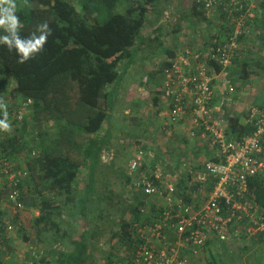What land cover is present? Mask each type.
<instances>
[{"label":"trees","instance_id":"obj_1","mask_svg":"<svg viewBox=\"0 0 264 264\" xmlns=\"http://www.w3.org/2000/svg\"><path fill=\"white\" fill-rule=\"evenodd\" d=\"M101 1L109 5L123 4L122 0ZM125 1L124 10L99 21V15L87 4L81 11L71 0H17L21 37H28L36 25L45 21L52 34L44 50L23 64L18 62L15 49L9 51L0 45V102L7 105L8 120L14 125L10 133L0 129V157L8 160L15 171H21L19 202L38 209L32 231H36L39 241L48 247L47 252L42 250L41 257H33V263L26 264H98L94 254L98 252L95 250L100 247L105 231L104 220L109 221L113 230L111 237L118 242V246L105 251L106 264H119L127 259L122 252L124 247L135 255L140 243L139 227L152 221L162 207L158 206L157 199L133 185L129 171L112 173L116 179L117 175L123 178L121 183L129 196L110 186V167L104 159V153L112 149L109 128L115 100L114 85L121 75L119 67L124 61L130 62L134 51L143 47L150 45L154 54L160 50L161 38L167 31L166 24L160 21L167 6L171 5V0ZM193 5L197 15L194 23L198 25L206 17L200 3L195 0ZM260 10L257 26L264 30V0ZM171 13L172 16L167 15L177 21L176 12ZM219 19L218 29L223 26L221 17ZM3 34L6 33L2 28L0 35ZM262 34L264 31L260 36ZM163 50L168 55L174 54L167 47ZM160 63L161 66L167 64L161 59L159 66ZM251 69V63L244 60L238 63L236 71L241 79H247ZM232 73L234 80V66ZM28 99L32 100L30 110L20 121L17 112ZM151 102L157 106L159 100ZM228 117L234 133L239 136L250 133L251 127L243 113L234 112ZM0 119H3L2 113ZM48 123L56 128L53 137L45 126ZM32 126L38 129L34 130ZM136 140L138 144L146 143L156 148L148 140ZM171 142L178 146V166L175 164L174 168H179L187 149L183 147L188 143L181 145L180 137ZM164 159L156 153V161ZM111 164L115 166L116 162ZM146 167L145 162L141 170L150 173ZM0 175V185L7 191V179ZM255 193L264 208L263 179L256 180ZM8 210L0 208V230L8 219ZM65 213L71 221L77 215V222L70 223V219L64 217ZM56 216L60 217L59 222ZM19 218L12 214L11 221L17 228ZM61 222L74 225L76 232H62ZM9 234L4 235V242ZM26 235L24 239L28 240ZM257 244H264V240L245 244L241 254L235 252L233 255H216L211 247L206 249L208 259L214 264H264V245L260 250H251ZM242 255H246L245 259Z\"/></svg>","mask_w":264,"mask_h":264},{"label":"built area","instance_id":"obj_2","mask_svg":"<svg viewBox=\"0 0 264 264\" xmlns=\"http://www.w3.org/2000/svg\"><path fill=\"white\" fill-rule=\"evenodd\" d=\"M196 1L206 19L217 15L223 26L209 38L173 50V55L161 54L167 64L160 63L164 102L158 132L169 140L180 137L183 145L194 140L204 152L193 160L187 151L179 170L171 162L156 161L148 173L141 167L155 152L145 143L137 145L129 162L133 185L161 199L162 207L139 227L135 255L122 251L126 264H214L206 247L216 255H233L241 254V239L248 244L264 240V208L255 193L256 180H264V105H247L250 133H234L228 117L234 114L237 91L232 67L241 55L242 37L262 32L256 24L261 0ZM31 104V99L23 101L17 112L20 121ZM0 174L8 187L6 191L0 185V208L11 207L16 213L24 207L18 199L21 171L0 157ZM16 228L8 218L0 230V249L4 235Z\"/></svg>","mask_w":264,"mask_h":264},{"label":"rangeland","instance_id":"obj_3","mask_svg":"<svg viewBox=\"0 0 264 264\" xmlns=\"http://www.w3.org/2000/svg\"><path fill=\"white\" fill-rule=\"evenodd\" d=\"M71 1H75L77 3L78 9H80L81 11L85 4L89 5L90 8H93L95 13L99 15L98 17L99 21H104L111 14L124 10V7L126 6L125 3H127V1L125 0H122L123 4L119 2V4L112 3L111 5H109V3L104 4L105 2L101 0H71ZM167 10H169V8ZM173 10H174L173 12L177 13V11L174 8ZM167 13L169 12L167 11ZM169 16H172V13H170ZM174 20L176 21V19ZM164 35L167 36L166 33ZM164 47H167V45ZM154 53L152 52V47H150V45L143 47L140 50L134 51V54L130 60L131 63L129 61H124L120 65L119 67L120 70L119 72L121 73L120 79L114 85L116 89L114 93L115 100L113 103L112 118L110 120L111 126L109 128L111 133L112 149L111 151H107L104 153L105 154L104 159L110 167L109 169L110 174L108 175V178L110 179V183H111L110 186H112L114 189H117L119 192L121 190L124 196H129V192L125 188L123 189L124 186L121 183L123 178L116 174L117 175V179H116L113 177L114 175L112 173L116 171L120 172L122 170H126L128 173L129 171L128 164L133 158L137 145L139 143L136 140L137 138H139L142 141L148 140L150 143L152 142L151 144L155 145L156 147L154 148L150 144L145 143L147 146V150L149 152L150 151L155 152L154 156L151 157L148 156L146 158L145 162L147 169L151 170L152 165H154V163L156 162V159H153L156 157V153H159L160 156H162V158H165L164 161L166 163L169 162L167 158H170L172 161L175 162L172 163V165L175 166L176 164L178 166V163L176 162L177 153H178L176 147L178 148V146L175 144V142H171V140L169 139L163 137L161 138L158 132L161 126V119L157 115H153L154 113L153 111H155V109H153V104L151 102L153 100L152 97L154 95L155 96L161 95V92L159 91V87L161 85V80H162L161 71L159 70L160 66L158 65L159 62L157 59L158 57ZM251 70L253 71V69ZM147 77L149 81H147L146 79ZM261 82L254 81L253 86H257V84L260 85ZM140 85L145 87L146 90H148L149 92L143 95L140 91H138V87ZM160 98L163 97L161 96ZM253 99L255 100V98ZM128 110H130V112H128ZM8 123L10 124V128L5 131L9 133L13 132L14 130L13 123L10 122L9 120ZM45 126L49 128L50 130L49 134L50 136L53 137L56 128L53 127V124L50 123L45 124ZM32 128L34 130L38 129V127L35 129L34 126H32ZM149 145H150V149H149ZM186 145L187 146L183 148H187L185 150L186 152L190 151L192 153L191 158H193V160L195 157L197 158L198 156L202 155L204 152L202 148L198 147V145L194 140H190ZM112 161L116 162L115 166L111 164ZM157 202H161L162 204L161 199H157ZM8 212H9L8 218H11L12 214H14V216L18 215L20 218L19 221L17 222L18 224L17 231L9 234V236L11 235L12 238L11 237L7 238V240L4 242L1 248L0 253L2 254L1 257L2 264H26L32 262L33 257L36 258L41 257L43 251L47 252L48 250L47 245L39 241L38 234L36 233V231H32L34 228L33 226L34 218L39 213L38 209L33 206H24L22 211H20V213L19 211H17L19 214L16 215L14 210L10 207ZM149 212H151V209L149 210ZM64 217L69 218L68 213H65ZM56 220L59 222L60 217L56 216ZM104 221L105 224L103 225L105 231L100 239V243H99L100 247H96L99 250L100 248L102 249L100 251L96 249L95 251L98 252L94 254V260L98 264H106L108 260L106 258L105 251H107L108 248L110 247L113 246L115 247L116 245L118 246L117 239L111 237L113 230L108 225L109 221L107 220ZM76 222H77V215L75 216V219H73L70 223L75 224ZM61 227H62V232L64 230L65 231L67 230L69 233L75 231L74 225L73 226L69 225V222H65V224L61 222ZM78 227L79 230L81 227V223L78 225ZM26 234L28 235L27 237L28 240L24 239V235ZM13 235H15L16 237H13ZM241 242L248 244L246 243L247 242L246 239H241ZM263 245L264 244H260V245L257 244L253 246L251 250L254 249L260 250V248ZM126 249L127 248L124 247L122 251H126ZM262 250H264V247L262 248ZM10 255H12L11 258ZM6 256H9V258L8 257L6 258ZM242 256L243 259H245L246 255H242ZM3 260H5V262ZM120 263L126 264L127 261L125 259L120 261Z\"/></svg>","mask_w":264,"mask_h":264},{"label":"crops","instance_id":"obj_4","mask_svg":"<svg viewBox=\"0 0 264 264\" xmlns=\"http://www.w3.org/2000/svg\"><path fill=\"white\" fill-rule=\"evenodd\" d=\"M194 1L195 0H171V5L167 6V8L173 7L177 11V21L169 17L167 15V8L165 9L164 15L162 16L160 22L166 24L165 26L167 27V36L164 35L161 38L162 45L160 50L156 53L158 60H160L161 54L165 51L163 50L164 46L167 45V48L172 49V51L176 49H182L187 45L194 44L199 37L208 38L210 36V32L216 30L220 26L219 18L217 15H213L211 19H206L204 21L200 20V23L196 25L194 21L196 22L197 15L194 14ZM262 2L263 0H261V3ZM260 9L258 11V15L260 14ZM179 24H181L180 27ZM262 35L242 37V52L239 61L234 63V82L237 87V91L234 94V112H238L240 114L243 113L245 115V110L249 103L254 102L259 105H264V34ZM244 60L250 62L252 64L251 68H253L250 77L247 79H241L239 72L236 71L238 63H242ZM254 81L262 82L260 83V85L257 84V86H253ZM138 91H140L143 95L149 92L142 85L138 87ZM253 98H255V100ZM152 99H154V101L159 100V103L160 101H164L163 98H157V96L155 97V95L152 97ZM128 112H130V110H128ZM182 132L183 131L180 130L179 133L182 134ZM153 159H156V157ZM177 168L178 167H176L175 169L179 170V168ZM9 237L12 238L11 235ZM13 237L16 236L13 235ZM1 257L2 254L0 253V260ZM7 257L9 258V256H6V258ZM11 257L12 255H10V258ZM3 261L5 262V260Z\"/></svg>","mask_w":264,"mask_h":264},{"label":"clouds","instance_id":"obj_5","mask_svg":"<svg viewBox=\"0 0 264 264\" xmlns=\"http://www.w3.org/2000/svg\"><path fill=\"white\" fill-rule=\"evenodd\" d=\"M17 9V0H0V27L6 33L0 35V45L6 46L9 51L15 49L18 62L23 64L44 50L52 30L45 21L36 25L35 31L28 37H21L19 34L21 21ZM0 113L3 115V119H0V129L8 130L10 124L7 105L3 102H0Z\"/></svg>","mask_w":264,"mask_h":264},{"label":"bare ground","instance_id":"obj_6","mask_svg":"<svg viewBox=\"0 0 264 264\" xmlns=\"http://www.w3.org/2000/svg\"><path fill=\"white\" fill-rule=\"evenodd\" d=\"M169 13L168 14H170L171 12H173L174 10H173V8L171 7V8H169V10H167ZM253 46V45H252ZM251 47V46H250ZM237 62V61H236ZM235 67V66H234ZM234 81V80H233ZM161 96H162V94H161ZM163 102L164 101H160V103H159V105H153V109H155V111H153L154 113H153V115H157L158 116V113H159V110L161 109V107H162V104H163ZM159 117V116H158ZM160 118V117H159ZM161 119V118H160ZM160 136H161V134H159ZM159 136V137H160ZM161 137H163V138H165L164 136H161ZM147 141V140H146ZM128 167H129V164H128ZM174 167V166H173ZM183 180V178L181 179V181Z\"/></svg>","mask_w":264,"mask_h":264}]
</instances>
